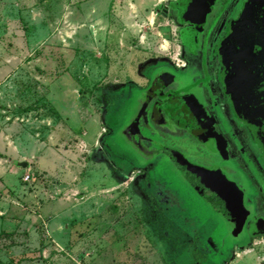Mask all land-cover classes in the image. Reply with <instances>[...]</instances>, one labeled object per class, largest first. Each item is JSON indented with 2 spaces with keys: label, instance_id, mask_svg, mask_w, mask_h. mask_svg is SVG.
I'll return each instance as SVG.
<instances>
[{
  "label": "rangeland",
  "instance_id": "obj_1",
  "mask_svg": "<svg viewBox=\"0 0 264 264\" xmlns=\"http://www.w3.org/2000/svg\"><path fill=\"white\" fill-rule=\"evenodd\" d=\"M173 1L0 0V264H264V235L119 136L125 84L179 53Z\"/></svg>",
  "mask_w": 264,
  "mask_h": 264
},
{
  "label": "flooded vegetation",
  "instance_id": "obj_2",
  "mask_svg": "<svg viewBox=\"0 0 264 264\" xmlns=\"http://www.w3.org/2000/svg\"><path fill=\"white\" fill-rule=\"evenodd\" d=\"M182 1L160 9L180 26L179 53L175 61L163 57L144 62L137 74L142 84H125L119 97L128 88L133 106L119 136L143 162L131 164L140 176L146 177L157 157H163L187 185V164L221 174L228 185L224 193L242 194L251 209L241 232L244 241L256 235L253 224L264 221V151L233 113L222 83L226 73L222 51L247 0H190L185 10L190 18L185 19L179 17ZM203 7L205 17L199 12ZM229 231L231 235L230 227Z\"/></svg>",
  "mask_w": 264,
  "mask_h": 264
},
{
  "label": "water",
  "instance_id": "obj_3",
  "mask_svg": "<svg viewBox=\"0 0 264 264\" xmlns=\"http://www.w3.org/2000/svg\"><path fill=\"white\" fill-rule=\"evenodd\" d=\"M188 1L183 0L184 6H178L181 19L190 18L185 11ZM199 12L205 17L207 10L203 7ZM222 54L226 65L222 83L233 113L264 151V0L246 1L230 28ZM127 129H123L122 136ZM163 152L168 153L155 151ZM261 162L264 167V160ZM16 165L26 167L27 163L16 162ZM187 165L189 186L229 225L232 237L240 235L251 211L244 196L225 194L223 190L228 188L227 180L216 171ZM262 226L264 221L255 222L253 233L264 234Z\"/></svg>",
  "mask_w": 264,
  "mask_h": 264
},
{
  "label": "built area",
  "instance_id": "obj_4",
  "mask_svg": "<svg viewBox=\"0 0 264 264\" xmlns=\"http://www.w3.org/2000/svg\"><path fill=\"white\" fill-rule=\"evenodd\" d=\"M27 178H28V176H27Z\"/></svg>",
  "mask_w": 264,
  "mask_h": 264
},
{
  "label": "crops",
  "instance_id": "obj_5",
  "mask_svg": "<svg viewBox=\"0 0 264 264\" xmlns=\"http://www.w3.org/2000/svg\"><path fill=\"white\" fill-rule=\"evenodd\" d=\"M0 184H2V183H0Z\"/></svg>",
  "mask_w": 264,
  "mask_h": 264
}]
</instances>
